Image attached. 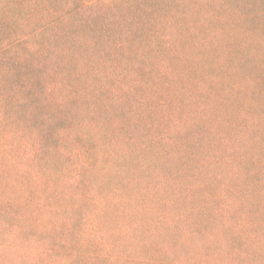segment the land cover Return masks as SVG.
I'll list each match as a JSON object with an SVG mask.
<instances>
[{
    "label": "rangeland",
    "instance_id": "rangeland-1",
    "mask_svg": "<svg viewBox=\"0 0 264 264\" xmlns=\"http://www.w3.org/2000/svg\"><path fill=\"white\" fill-rule=\"evenodd\" d=\"M80 1L84 0H37L30 8L43 26L34 22L27 29L36 27L38 34L1 55L8 66H0V164L19 167L20 157L25 158L41 141L43 148L33 159L42 183L33 189L38 194L46 183L43 171L51 169L52 181L59 155L72 160L74 150L68 149L67 154L59 150L55 133L59 119L38 120L43 113L28 99L14 104L20 97V88H15L20 66L8 68L11 62L17 66L18 58L22 63L40 59L63 66L67 61L55 54L70 38L73 74L81 70L79 65L87 64L89 74L82 70L81 77L102 71L105 82L115 77L122 87L135 83L131 91L136 97L158 92L159 99L168 98L166 105L150 112L137 105L133 120L143 127L154 122L170 127L182 120L183 131L173 134L169 155L161 159L173 185L171 203L184 212L194 203L190 199L210 206L223 205L225 199L251 207L260 198L264 201V0H112L79 13L73 7ZM23 5V12H29ZM66 12L72 15L71 27L52 26ZM6 22L0 30L2 42L25 28L24 22L15 26ZM173 46L177 51L171 52ZM55 67L44 73L48 82L59 74ZM134 96L124 99L123 109L126 102V108L128 101L135 103ZM110 97L111 92L103 95L98 105ZM122 100L123 95L113 112L103 114L106 125L118 116ZM87 145L83 142V148ZM82 157L74 155V161ZM156 166L150 168V186H159ZM12 174L8 168L0 170L2 188L5 176ZM178 189L182 190L178 193Z\"/></svg>",
    "mask_w": 264,
    "mask_h": 264
},
{
    "label": "trees",
    "instance_id": "trees-1",
    "mask_svg": "<svg viewBox=\"0 0 264 264\" xmlns=\"http://www.w3.org/2000/svg\"><path fill=\"white\" fill-rule=\"evenodd\" d=\"M36 1L0 0V30L4 21L7 26L25 25L14 31L9 42L0 38V66H8L1 55L38 34L36 27L27 29L30 23L43 26L30 8ZM111 1L84 0L73 9L93 11ZM25 3L29 12L24 13ZM12 12L15 17L11 19ZM60 15L49 25L70 28L71 13ZM72 46L69 38L63 51H56V58L67 61L64 69L52 60L22 63L19 58L17 66L11 62L8 67L20 66L16 75L20 82H15L20 97L14 104L28 99L29 105L43 113L38 120L59 119L55 131L59 150L61 154L74 151L72 160L59 155L52 181L51 169L43 171L46 183L38 194L33 189L42 184L40 170L33 165L43 148L41 141L25 158L20 157L19 167L0 164L1 171L8 168L13 173L5 176L3 188L0 183V264H264V201L260 198L251 207L225 199L223 205L210 206L187 196L194 203L184 212L171 203L173 185L161 159L169 155L173 134L183 131L182 120L170 127L164 122L143 127L132 117L137 105L150 112L166 105L168 98L159 99L158 92L136 97L131 91L135 83L122 87L115 77L105 82L102 71L81 77L82 70L89 74L87 64L79 65L81 70L73 74L68 56ZM174 46L171 52L177 51ZM51 66L59 74L48 82L44 73H50ZM108 92L110 101L98 105ZM122 95L118 116L106 125L103 114L113 112ZM130 95L135 103L127 100L130 105L126 108V102L123 109ZM154 129L160 131L155 135ZM83 142L87 147L83 148ZM74 155L84 157L75 162ZM155 163L159 186H150V168Z\"/></svg>",
    "mask_w": 264,
    "mask_h": 264
}]
</instances>
